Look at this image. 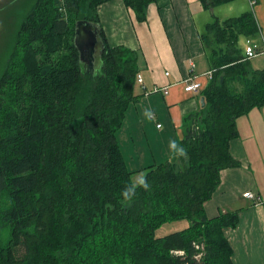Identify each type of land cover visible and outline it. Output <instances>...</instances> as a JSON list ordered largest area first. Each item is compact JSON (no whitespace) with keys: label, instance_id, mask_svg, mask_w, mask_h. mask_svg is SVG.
Instances as JSON below:
<instances>
[{"label":"trees","instance_id":"1","mask_svg":"<svg viewBox=\"0 0 264 264\" xmlns=\"http://www.w3.org/2000/svg\"><path fill=\"white\" fill-rule=\"evenodd\" d=\"M109 1L30 0L21 20L0 71V264H235L226 230L242 209L208 217L205 206L222 172L241 167L231 153L237 121L264 108V69L240 46L261 33L255 11L213 17L200 36L213 76L204 108L184 118L182 166L132 172L118 132L140 99V53L109 45L99 17ZM167 1L123 0L139 22ZM235 1L199 4L213 11ZM79 21L100 27L97 74L76 48ZM179 222L182 230L157 237Z\"/></svg>","mask_w":264,"mask_h":264},{"label":"crops","instance_id":"2","mask_svg":"<svg viewBox=\"0 0 264 264\" xmlns=\"http://www.w3.org/2000/svg\"><path fill=\"white\" fill-rule=\"evenodd\" d=\"M252 5L251 0H237L205 11L199 0H168L151 4L145 22H139L123 0L100 6V24L109 45H123L140 53L144 86H137L140 99L130 105L118 132L123 153L131 158V171L170 161L173 156L178 160L184 118L204 108L202 90L190 94L184 87L189 78L201 83L203 88L209 83L210 51L200 36L213 17L224 20L254 9L261 33L251 41L264 48V0ZM246 40L249 39L245 38V43ZM251 65L253 69H264V54L254 57ZM163 88L168 89L167 96L154 92ZM237 126L239 138L231 142V153L241 162V167L222 172L221 185L205 210L208 217H215L242 209L237 228L226 230L234 249V262L264 264V209L261 206L264 203V108L239 119ZM248 192L255 194L261 204L244 198Z\"/></svg>","mask_w":264,"mask_h":264},{"label":"rangeland","instance_id":"3","mask_svg":"<svg viewBox=\"0 0 264 264\" xmlns=\"http://www.w3.org/2000/svg\"><path fill=\"white\" fill-rule=\"evenodd\" d=\"M29 1L30 0H0V71L3 69L12 46L15 43L21 20L28 11L27 9L30 4ZM240 45L246 47L245 38H243V42L242 44L240 43ZM93 69L95 71V74L99 73L102 70V61L100 59L99 51H97ZM119 145L121 147V143H119ZM123 148L126 151L125 145L123 146ZM175 157L176 156H173L170 161ZM123 158L129 169V162L131 161V158L126 153L125 155L123 153ZM177 163L179 164V166H182V161L180 159L177 161ZM146 167L148 166H142V169ZM142 178L143 174L138 173L133 177V181L135 184H138L142 182ZM186 224L187 222L166 224L159 231H157L156 235L157 237H164L175 231L182 230L184 226H186Z\"/></svg>","mask_w":264,"mask_h":264},{"label":"water","instance_id":"4","mask_svg":"<svg viewBox=\"0 0 264 264\" xmlns=\"http://www.w3.org/2000/svg\"><path fill=\"white\" fill-rule=\"evenodd\" d=\"M100 28L90 21H79L76 24L75 45L80 53V58L83 64L94 70L95 57L100 45ZM202 104L205 106V99H202ZM177 161V157L171 160L172 163Z\"/></svg>","mask_w":264,"mask_h":264},{"label":"built area","instance_id":"5","mask_svg":"<svg viewBox=\"0 0 264 264\" xmlns=\"http://www.w3.org/2000/svg\"><path fill=\"white\" fill-rule=\"evenodd\" d=\"M252 4L254 3L252 0H251ZM261 54H264V48L259 46L258 44L254 43L253 41L251 40H247L246 42V47L244 48V55L246 58L248 59H253L254 57L258 56V55H261ZM166 76H169L170 73H165ZM212 76H213V72L210 71L208 74H207V78L208 80H211L212 79ZM137 81H138V84L139 85H142L144 86V80H143V77L141 74L138 75L137 77ZM203 89L202 87V84L197 82L196 80L194 79H187L186 81V85L184 87V90L185 92L187 93H190V94H198L201 90ZM154 92H157V93H162L164 96H167L169 94V91L167 88H163V89H156ZM162 127L161 124L157 125V128L160 129ZM244 198H248V199H251L255 202L258 201V203L261 204V201L260 199L253 193L251 192H248V193H245L243 195Z\"/></svg>","mask_w":264,"mask_h":264},{"label":"flooded vegetation","instance_id":"6","mask_svg":"<svg viewBox=\"0 0 264 264\" xmlns=\"http://www.w3.org/2000/svg\"><path fill=\"white\" fill-rule=\"evenodd\" d=\"M98 51H99V49H98ZM99 54H100V51H99ZM95 60H96V57H95ZM88 67V66H87Z\"/></svg>","mask_w":264,"mask_h":264}]
</instances>
